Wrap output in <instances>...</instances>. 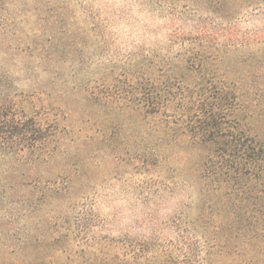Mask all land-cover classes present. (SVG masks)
Returning a JSON list of instances; mask_svg holds the SVG:
<instances>
[{"label":"rangeland","instance_id":"obj_1","mask_svg":"<svg viewBox=\"0 0 264 264\" xmlns=\"http://www.w3.org/2000/svg\"><path fill=\"white\" fill-rule=\"evenodd\" d=\"M199 44L235 80L242 128L264 142V0H0L2 101L25 98L31 115L58 126L47 160L0 163V174H17L1 176L17 188L0 206V250L7 229L43 239L71 225L83 228L75 238L97 241L83 264H117L124 251L130 264H264L257 241L215 236L228 218L215 210L223 195H205V147L122 99L167 66L181 80L189 58L197 73ZM25 185L36 191L31 217L16 193Z\"/></svg>","mask_w":264,"mask_h":264},{"label":"trees","instance_id":"obj_2","mask_svg":"<svg viewBox=\"0 0 264 264\" xmlns=\"http://www.w3.org/2000/svg\"><path fill=\"white\" fill-rule=\"evenodd\" d=\"M223 29L225 31L221 35L228 33L227 28ZM206 54L207 50L199 44L196 52L199 59L195 69L197 73L189 74L193 69L192 59L189 58L187 70L179 72L181 80L173 76L170 66H167L161 75H142L145 82L141 80L138 84L131 83L128 97L125 99L124 93L122 99L133 107H143L144 115L160 114L164 123L173 122L183 126L198 139L205 147L200 173L205 195L210 196L217 191L225 198L215 210L219 215L227 212L228 221L223 224L221 233L220 224L215 226V236L220 240L223 230L235 231L247 245L257 241L259 259L264 260V142L254 140L242 128L236 112L240 104L236 82L224 73L218 74V64ZM7 96L0 79V101ZM28 111L25 98L19 103L4 100L0 103L1 164L6 160L14 161V168L18 166L15 162L22 160L27 165H33L47 160L57 149V124L47 122L39 115H31ZM19 173L27 178L25 172ZM2 175L5 178H15L17 174L2 170L0 206L7 202L9 188H17L14 184L5 188ZM23 187H19L16 193L28 198L26 201L29 203L25 206L23 215L31 217L37 207L33 203L35 186ZM51 191L53 195H57L63 190L52 186ZM5 215L7 217V213ZM55 224L56 222H52L50 225ZM81 229L74 231L68 225L67 231L52 233L43 239L34 237L28 230L18 240L15 235L20 231L7 229L1 236L4 249L0 250V264H67L70 253L80 258V264H83L87 253L88 259L93 258L96 250L90 249L97 245V241L94 238H86L85 241L75 238ZM39 242L43 247L41 244L39 247ZM220 243L227 246L225 240H220ZM106 257L101 259L105 262ZM131 259L130 251H124L117 264H130ZM248 260L252 262V258Z\"/></svg>","mask_w":264,"mask_h":264}]
</instances>
